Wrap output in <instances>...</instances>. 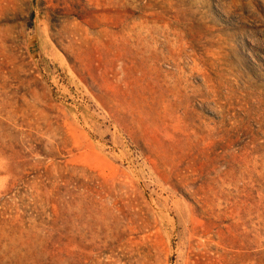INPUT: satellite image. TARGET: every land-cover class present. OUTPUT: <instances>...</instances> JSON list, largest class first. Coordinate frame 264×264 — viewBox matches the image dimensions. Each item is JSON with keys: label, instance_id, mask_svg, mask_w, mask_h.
I'll list each match as a JSON object with an SVG mask.
<instances>
[{"label": "rangeland", "instance_id": "obj_1", "mask_svg": "<svg viewBox=\"0 0 264 264\" xmlns=\"http://www.w3.org/2000/svg\"><path fill=\"white\" fill-rule=\"evenodd\" d=\"M0 264H264V0H0Z\"/></svg>", "mask_w": 264, "mask_h": 264}]
</instances>
